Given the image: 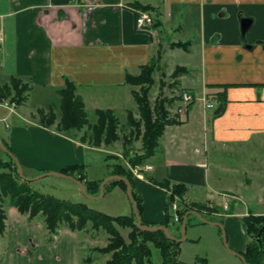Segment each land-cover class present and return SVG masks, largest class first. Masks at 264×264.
<instances>
[{
  "label": "crops",
  "instance_id": "crops-1",
  "mask_svg": "<svg viewBox=\"0 0 264 264\" xmlns=\"http://www.w3.org/2000/svg\"><path fill=\"white\" fill-rule=\"evenodd\" d=\"M136 4L152 7L155 33L137 30ZM245 18L251 23L243 33ZM0 39V83L18 76L31 88L58 91L72 81L86 109L91 104L94 111L113 109L122 115L137 109L127 76L138 75L151 60H176V48L185 47L176 65L189 73L200 68L208 97L214 85H228L227 104L216 115L208 112L215 106L203 103L204 133L199 136L168 125L156 152L132 167L142 216L165 225L172 191L158 182L185 184L184 195H177L180 208L199 206L201 214L224 225L233 248L246 250L243 218L264 215V0H0ZM171 42L187 44L173 47ZM188 89L196 99L194 88ZM6 106L0 105V119H6ZM33 115H24L29 128L8 126L10 136L0 135L25 169L60 171L75 164L86 169L90 149L110 156L102 145L32 122ZM211 149L244 153L247 162L210 161ZM5 210L0 264H82L78 230L58 226L51 240L42 214L30 218L13 203Z\"/></svg>",
  "mask_w": 264,
  "mask_h": 264
},
{
  "label": "trees",
  "instance_id": "trees-1",
  "mask_svg": "<svg viewBox=\"0 0 264 264\" xmlns=\"http://www.w3.org/2000/svg\"><path fill=\"white\" fill-rule=\"evenodd\" d=\"M136 5L144 10L151 11L152 9L150 5ZM186 44L187 42H175L173 45L181 46ZM155 69L156 61L151 60L148 64L141 67L138 75L130 74L127 76V82L131 85H148L145 88L143 87L142 94L134 90V96L138 102L142 118L135 120L132 111L128 114V120L136 126V137H142L143 151L131 154L132 150L128 148L124 152V157L128 158L129 165L121 162L115 163L110 167L108 174L109 176L121 175L129 179L133 185V195L142 221L144 224L151 226H155L156 224L146 222L142 216V197L135 188L132 167L145 164L147 159L156 152L160 137L163 135L167 125L180 123L179 120L169 117V111L166 108V103L172 102L174 99H169L164 96L154 107L150 103L148 91L154 83L153 74ZM181 69L186 72L188 71L185 67L177 66L175 72H179ZM213 87L216 89L211 93V98L216 101L215 114L218 115L224 111L227 104L228 85H214ZM30 89L29 82L24 81L18 76H11L9 80L0 83V97L7 99L11 97L12 92H15L16 96L12 100L20 104L25 101V97ZM58 92L61 96V118L57 123V127L61 133L72 130L80 131L87 126V129H89L87 136L90 135L93 138L92 142L94 146H101L104 143L110 145L118 140L119 119L113 109H97L95 111L96 119L94 122H91L83 98L76 93V85L74 82L68 81ZM194 101L189 104V107ZM42 117L47 118V121L42 118V125L46 127L52 126L58 118L57 113L53 109L50 110L48 115L43 112ZM65 135L69 136L70 134ZM70 137H73V135H70ZM84 140L86 141V139L82 138L81 141L85 142ZM3 142L11 150V147L4 140ZM60 171L79 179L85 185L89 194L94 196L100 194V186L103 180L89 179L85 165H68ZM75 184L79 186L76 182ZM158 184L172 191L168 195L167 221L165 224L168 227L169 222L173 218L169 210V204L173 200L174 195L183 196L187 187L185 184L171 185L167 180L158 182ZM109 186H120L122 190L127 192V184L123 180H112L105 187ZM6 197L12 198V203L22 213H28L30 218L42 214L46 227L51 234L49 238L51 240L53 238L52 235L57 233L58 226L62 222H66L74 230L83 229L89 222L92 223L93 228L106 229L111 234L110 241L105 247L97 249L112 253L107 264H156L152 259V245L160 249L163 256V264H189L183 263L178 259L181 242L169 239L163 230L156 232L140 230L133 208L130 215L113 216L94 209L85 202H73L68 199L58 198L55 195L41 193L33 189L28 180L23 179L19 173L18 163L12 157L8 160L0 159V232H3L5 229L6 210L4 209V199ZM192 210L202 212L199 206L185 205L179 209L180 230L184 216ZM204 215L207 217L206 214ZM192 217H195V215L189 214L188 221ZM243 221L246 225L249 240L246 250L241 254L249 264H264V215L251 213L245 216ZM119 226H128L131 228L128 239L121 232ZM85 261L88 262L90 259L83 258L82 264ZM191 264L211 263L208 261V258L199 257Z\"/></svg>",
  "mask_w": 264,
  "mask_h": 264
},
{
  "label": "rangeland",
  "instance_id": "rangeland-1",
  "mask_svg": "<svg viewBox=\"0 0 264 264\" xmlns=\"http://www.w3.org/2000/svg\"><path fill=\"white\" fill-rule=\"evenodd\" d=\"M174 43L175 42H171L170 45L175 47L176 45H173ZM184 48L185 47L176 48V60L167 59L164 60L165 62L155 60L156 69L153 74L154 83L151 85L150 90L148 91V98L152 107H154L155 104L164 96L169 99H174L172 102L166 103V108L169 111V117L179 120L180 123L170 124V126L174 125L175 128L177 127L181 130H184L183 132L193 133V136H199L200 134L204 133V117L202 114V105L204 102H206V100H203L202 98H205L209 91L205 89L206 87L202 82V74H200L199 72L200 68L193 67L192 70L194 68L195 70L190 73L189 71L186 72L182 69L179 72H175L176 67L181 66L176 65V63H179L182 60L183 52L186 53V50H184ZM181 67L184 68V66ZM132 86L137 93L142 94L143 87L145 88L148 85ZM188 88H194V92L196 93V99L189 110L190 118L186 115L187 109L183 110V113L179 112V109L181 107H189L190 103L185 104L182 98V93L184 91L190 90ZM189 92H191V90ZM14 96H16V93L12 92L10 98L2 99L0 97V105L5 104L7 105L6 107L9 108V110H7L6 114L4 115H7L6 119H0V135L2 138H6V136L8 137V135L10 136L11 130L8 129V126L9 128L21 126L25 129L32 126V124H30V120L24 119V117L28 115L29 112L34 114L32 118L30 117L32 122L42 124V118L47 121L46 117H42L43 112L48 115L51 109H53L57 113L58 118L57 121L52 126H50V131L60 132L57 127V123L61 118V96L55 88H31L25 97V101L21 102L20 104H17L14 100H12ZM207 98L209 99H207L208 102L212 101L210 96H207ZM136 104L137 109H135V111L129 110L126 114L123 115L116 113L119 119V138L110 145H106L105 143L102 144L105 149L109 150L111 157H107V153L101 152L96 149H90L88 150V154L86 153V173L89 179H101L107 177L110 171V167H112L115 163L121 162L125 164V160L128 161V158L124 157V152L128 148L132 150L131 154L137 152L140 153L143 151L142 137H136V126L133 125L130 120H128V114L131 111L134 114L135 120H140L142 118L137 101ZM215 105L216 104H214V106ZM90 106L91 104H89V107L86 110L88 112L90 121L94 122L96 119V114L93 108ZM215 111L216 110L214 109L213 111L211 109L208 110L210 114L212 112L214 114ZM209 129H211V125H209ZM88 131L89 129H87L86 126L80 131L72 130L66 131L64 133L73 135V137L71 138L77 139L78 141H81L82 138H84L86 139V141L84 140V143L92 146L93 138L90 135L87 136ZM85 134L87 137L85 136ZM11 154L18 159V155L14 151H11ZM11 154L5 148L0 146V159L8 160L10 159V157H12ZM256 155L260 154L258 153ZM208 156L210 161L212 159L213 161H216L215 159H219L230 163L233 158H235L233 161L236 162L237 165H242L245 161L247 162L244 153L231 154L228 151L215 152L213 149H211ZM19 162L21 164V161ZM23 172L25 176L34 178V180L29 181V183L33 189L41 193L55 195L58 198L68 199L73 202H85L90 207L113 216L130 215L132 213L131 202L128 199L126 192L120 189L121 187L119 186L105 187L104 195L101 198L91 199L83 194L80 186H77L74 181L68 178L58 175L43 176L44 174H48L51 172H59L58 170H50L47 168H37L34 170H29L23 167ZM256 189L259 190V186L255 188V190ZM257 193L259 195L261 192L257 191ZM12 202V198L6 197L4 199V209L9 203ZM250 205L252 206V203H250ZM169 210L171 214L174 213L172 209ZM206 215L208 218L205 215L204 216L209 221H217L215 218H213V216H210L208 214ZM191 219L192 222H189L191 225H189L188 229H186V240L181 242L180 244V253L178 256L179 261L191 264L194 263L199 257H206L211 264H246L239 255L241 254V252L236 250V248H233L229 243L228 233L223 224L222 225L224 229L216 224L201 222V220L196 216L192 217ZM220 220L223 221V219ZM66 225V222H62L59 224L61 228ZM168 228L172 235H176L179 237L182 236L178 222L174 220L170 221L168 224ZM119 229L128 239V234L131 228L128 226H119ZM223 230H225L226 232L227 245L224 242ZM78 232L80 234L81 254L85 259H90V261L88 262L85 261L84 264H107V261L111 258L112 253L103 252L97 248L105 247L110 241L111 234L104 228H93L91 222H89L83 229H78ZM151 247L152 259L154 263L163 264V256L160 249L155 245H152Z\"/></svg>",
  "mask_w": 264,
  "mask_h": 264
},
{
  "label": "water",
  "instance_id": "water-1",
  "mask_svg": "<svg viewBox=\"0 0 264 264\" xmlns=\"http://www.w3.org/2000/svg\"><path fill=\"white\" fill-rule=\"evenodd\" d=\"M250 23H251V20L250 19L245 18V19L242 20L243 33L246 32V30L248 29ZM0 146L3 147V148H5L11 154V150L4 144V142H3V140H2L1 137H0ZM12 158H14L15 161H17V163H18L20 175L25 180L33 181L34 178H30V177H27V176L24 175L23 167L20 164V162L18 161V159L15 156H13V155H12ZM45 175H58V176L65 177V178H68V179L76 182L80 186V189L83 192V194L85 196H87L88 198H91V199H99V198H101L104 195L105 186H106V184L108 182H110L112 180H116V179L117 180H123L127 184V195H128V197H129V199L131 201L132 208H133V212H134V214H135V216L137 218V225L140 228V230H146V231H151V232H156V231L163 230L165 232L166 236L169 239H171V240H176V241L181 242V241H183L186 238V227H187V222H188V216H189V214L195 215L196 217H198L201 220V222H209V223H212V224H216V225L221 226L224 229V227H223V225H222L221 222H219V221L211 222L203 214H201L200 212H198L196 210H192V211L188 212L184 216L183 223H182V226H181V234H182L181 237H176V236L172 235L171 232H170V230H169V228L166 225H164V224H156L155 226H151V225H148V224H144L143 221H142L141 215H140V213L138 211L137 203H136L135 198H134V195H133V185L129 181V179L126 178L125 176H121V175H111V176H108L107 178H105L101 182L100 195L94 196V195L89 194L87 192V190H86L85 185L79 179L75 178L74 176L68 175V174L63 173L61 171H59V172H51V173H48V174H44L43 176H45ZM223 231H224V242L227 245L226 232H225V230H223ZM258 240H259V237H258ZM239 255L245 261L246 264H249L247 262L246 258L242 254H239Z\"/></svg>",
  "mask_w": 264,
  "mask_h": 264
},
{
  "label": "built area",
  "instance_id": "built-area-1",
  "mask_svg": "<svg viewBox=\"0 0 264 264\" xmlns=\"http://www.w3.org/2000/svg\"><path fill=\"white\" fill-rule=\"evenodd\" d=\"M135 14H136L135 25L137 30L147 33L156 32L155 19L150 11L140 8H135ZM182 98L185 104H189L194 99V96L189 91H184L182 93ZM207 107H213V104L207 103ZM183 110H186V108L181 107L179 109V112L183 113ZM170 209L174 211L173 213L174 220L179 221L180 216L178 211L180 209V206H179V197L177 195L174 196L173 200L170 202Z\"/></svg>",
  "mask_w": 264,
  "mask_h": 264
}]
</instances>
